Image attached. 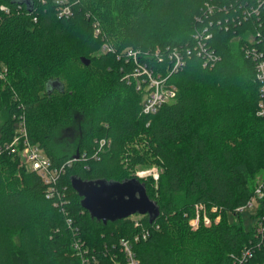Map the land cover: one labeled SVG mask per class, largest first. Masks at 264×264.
Listing matches in <instances>:
<instances>
[{"label":"trees","instance_id":"1","mask_svg":"<svg viewBox=\"0 0 264 264\" xmlns=\"http://www.w3.org/2000/svg\"><path fill=\"white\" fill-rule=\"evenodd\" d=\"M70 2L73 15L67 19L57 17L55 0H0V71L7 68L0 78V110L6 113L0 130V258L7 255L5 264H82L74 249L80 240L96 264H125L119 249L123 238L133 240L139 264H239L245 247L254 252L242 264H264V242L256 233L258 222L264 224V199L250 230L238 211L264 172L256 61L245 51L252 35L264 38V0ZM205 27L212 35L208 46L220 60L204 66L194 53L185 56L183 70L171 73V51L193 48L195 32ZM129 49L139 51L140 64L177 90L174 101L155 114L142 113L145 92L127 80L136 65L119 56ZM75 112L90 127L64 151L52 134L57 125L72 124ZM21 117L30 141L54 163L78 156L57 184L65 195L63 206L47 198V186L36 173L20 166L19 151L4 147L15 139ZM102 139L111 145L96 158ZM135 140L148 150L130 155L136 149L128 145ZM124 148L135 162L163 163L157 186L120 168ZM73 177L129 182L145 192L159 214L108 224L93 220L72 188ZM197 205L205 212L192 228ZM137 235L141 239L134 241Z\"/></svg>","mask_w":264,"mask_h":264},{"label":"built area","instance_id":"2","mask_svg":"<svg viewBox=\"0 0 264 264\" xmlns=\"http://www.w3.org/2000/svg\"><path fill=\"white\" fill-rule=\"evenodd\" d=\"M58 5L57 14L59 18H70L73 15L72 5L70 0H55ZM209 14L214 12V8L208 6ZM3 10H6L3 7ZM251 12L258 15V9H251ZM250 16L249 11H245V16ZM200 20V19H199ZM216 24H220V21H217ZM100 33V29L96 27L95 36H98ZM212 38L211 32L208 27L204 29L197 30L194 34V47H185L182 50V53L174 49L169 54V59L172 61L171 73H177L184 69L186 65L185 56H192L194 53L202 58L204 66L220 60L218 54L214 52L208 46V40ZM249 46L247 48L246 53L251 55L256 61L255 68V79L259 84V92H260V101L258 106L257 115L260 117H264V38L260 36V34L252 35L248 39ZM104 49H107L105 46ZM140 52L129 49L125 50L120 57H125L126 61H132L134 65H136L134 72L132 74L127 75V80L130 84L131 81L135 83L137 90L144 91V99L142 102V113L144 114H155L161 106L165 103H169L174 101L175 95H177V90L173 85L168 83V78H164L161 76H155L150 69L146 65L140 64ZM16 137L10 143L6 144L5 149H11L12 152L19 151L20 155V166L26 168L29 171L36 173L43 183L47 186V198L58 199L56 205L63 206L66 203L64 200L65 195L60 193L57 188V184L59 183L61 177L65 175L68 168H70L77 158L70 159L61 164H56L52 161L50 157H48L45 152L37 145L33 144L28 135L26 123L23 117L19 119L18 126L16 129ZM111 145V140L102 139L99 142V148L94 154L96 158L98 155L105 151V148ZM2 148H0L1 151ZM138 177V176H137ZM140 177V176H139ZM138 177V178H139ZM141 178V177H140ZM264 199V180L260 181L254 190V194L251 199L248 201L247 205L239 208L238 211H243L244 209L252 207L255 203L259 206L261 201ZM196 207V218L190 222V225L193 228H197L199 224V217L201 211L204 210L205 207L203 205H197ZM62 211H64L62 209ZM212 211L216 212L217 208H213ZM221 217H216V223L220 221ZM135 226H140L141 223L138 218H134ZM69 223L70 220H68ZM197 227L195 226V223ZM204 223L206 225L211 223L210 218L205 214L204 215ZM77 230V229H76ZM257 236L262 238V244L264 242V224L262 221L258 222V226L256 228ZM149 235V231H142L141 237L146 239ZM140 235H137L134 238V241H139L141 239ZM259 247V246H258ZM74 249L76 254L80 256L82 264H96L95 255L87 256L89 253L88 249H86L80 240L74 242ZM120 252L124 255V259L126 260L125 264H139V260L134 251V243L131 239H123L119 243ZM252 247H245L242 253V257L239 264H242L244 260L253 255ZM113 264H118L114 262Z\"/></svg>","mask_w":264,"mask_h":264},{"label":"water","instance_id":"3","mask_svg":"<svg viewBox=\"0 0 264 264\" xmlns=\"http://www.w3.org/2000/svg\"><path fill=\"white\" fill-rule=\"evenodd\" d=\"M85 65L90 60L81 57ZM75 158H78L76 156ZM73 190L80 196L82 207L94 220L104 224L134 216L158 215L159 211L143 190L135 188L129 182L124 184L106 183L105 181H84L77 177L71 180Z\"/></svg>","mask_w":264,"mask_h":264},{"label":"rangeland","instance_id":"4","mask_svg":"<svg viewBox=\"0 0 264 264\" xmlns=\"http://www.w3.org/2000/svg\"><path fill=\"white\" fill-rule=\"evenodd\" d=\"M6 74H7V68H5V66H2V70L0 71V78L4 79L6 77ZM3 110H0V130H1L2 125L4 124V120L6 117V113ZM21 115L19 114V116ZM89 127H90L89 122L86 119V117H84V115L81 112H75L72 124L68 126L57 125L54 128V131L52 134V137L54 139L53 143L55 144V146L62 147V150L65 151V149H68L71 144L74 145V142H76V140L82 134H85L87 130L89 129ZM128 146L129 147L131 146L132 148L134 147L136 149V152L133 151V154L130 151V155H133V156L137 155V151H138V154L142 153L139 149L146 148V151H147L149 148L145 142H140L137 140L132 141V143ZM128 153L129 151H126V148H124V152L120 153L118 157V163L120 165V168H122L123 170L127 169L128 174L131 176L132 175L138 176V177L140 176L142 179H147V180L153 179L152 181H154L157 186V183L160 180V176L164 170L162 166L163 163L157 162V160H153L152 162H148V161L135 162V159L131 158V156H129ZM263 174L264 172L258 175L257 184L261 181ZM178 199H180L179 196H178ZM257 208H258V205L255 203L252 207L244 209L242 211L240 219H242L241 221H242V224L245 230L251 229L255 221L254 216L256 214ZM235 220L236 219H234V217L231 216L230 221L232 223H235L236 222ZM194 224H195L194 227H197L196 222ZM6 251L9 252L10 248H7ZM2 257L3 258H0V263L2 264V261H3V264H5L4 260L7 259V255L2 256Z\"/></svg>","mask_w":264,"mask_h":264}]
</instances>
